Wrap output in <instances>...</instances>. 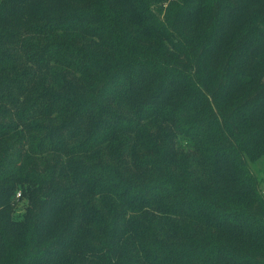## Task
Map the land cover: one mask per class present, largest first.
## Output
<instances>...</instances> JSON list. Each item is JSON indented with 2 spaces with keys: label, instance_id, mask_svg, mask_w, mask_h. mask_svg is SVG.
Instances as JSON below:
<instances>
[{
  "label": "trees",
  "instance_id": "trees-1",
  "mask_svg": "<svg viewBox=\"0 0 264 264\" xmlns=\"http://www.w3.org/2000/svg\"><path fill=\"white\" fill-rule=\"evenodd\" d=\"M162 1L0 0V264H264V0Z\"/></svg>",
  "mask_w": 264,
  "mask_h": 264
},
{
  "label": "rangeland",
  "instance_id": "rangeland-1",
  "mask_svg": "<svg viewBox=\"0 0 264 264\" xmlns=\"http://www.w3.org/2000/svg\"><path fill=\"white\" fill-rule=\"evenodd\" d=\"M170 1L172 0H164L161 3L155 5L151 3V10L154 12H159L161 16L165 13ZM172 8L173 7H170L171 11H173ZM247 164L249 169L252 170L256 175V178L259 181L260 190L264 192V183H262V179H264V158L260 157L255 160H249L247 161ZM26 205L27 198L25 196H20L19 198L15 199L14 204H12L13 211L11 212V217L13 219H20L25 211Z\"/></svg>",
  "mask_w": 264,
  "mask_h": 264
}]
</instances>
